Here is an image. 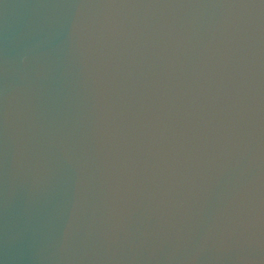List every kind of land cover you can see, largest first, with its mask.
Here are the masks:
<instances>
[{"label":"water","instance_id":"obj_1","mask_svg":"<svg viewBox=\"0 0 264 264\" xmlns=\"http://www.w3.org/2000/svg\"><path fill=\"white\" fill-rule=\"evenodd\" d=\"M0 264H264V0H0Z\"/></svg>","mask_w":264,"mask_h":264}]
</instances>
